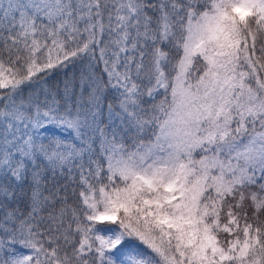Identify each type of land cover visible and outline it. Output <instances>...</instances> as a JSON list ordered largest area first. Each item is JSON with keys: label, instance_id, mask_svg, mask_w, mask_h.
Instances as JSON below:
<instances>
[{"label": "snow or ice", "instance_id": "1", "mask_svg": "<svg viewBox=\"0 0 264 264\" xmlns=\"http://www.w3.org/2000/svg\"><path fill=\"white\" fill-rule=\"evenodd\" d=\"M0 264H264V0H0Z\"/></svg>", "mask_w": 264, "mask_h": 264}]
</instances>
